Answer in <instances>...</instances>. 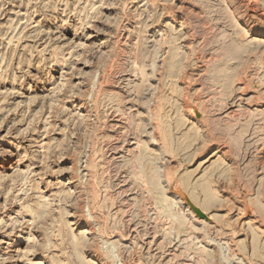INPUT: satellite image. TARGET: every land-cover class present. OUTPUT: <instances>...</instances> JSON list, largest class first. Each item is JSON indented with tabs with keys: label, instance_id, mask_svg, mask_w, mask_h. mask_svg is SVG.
<instances>
[{
	"label": "rangeland",
	"instance_id": "obj_1",
	"mask_svg": "<svg viewBox=\"0 0 264 264\" xmlns=\"http://www.w3.org/2000/svg\"><path fill=\"white\" fill-rule=\"evenodd\" d=\"M0 264H264V0H0Z\"/></svg>",
	"mask_w": 264,
	"mask_h": 264
},
{
	"label": "water",
	"instance_id": "obj_2",
	"mask_svg": "<svg viewBox=\"0 0 264 264\" xmlns=\"http://www.w3.org/2000/svg\"><path fill=\"white\" fill-rule=\"evenodd\" d=\"M197 214L200 216V217H205L204 214L200 211H197Z\"/></svg>",
	"mask_w": 264,
	"mask_h": 264
}]
</instances>
